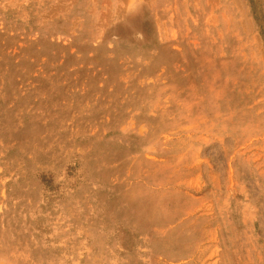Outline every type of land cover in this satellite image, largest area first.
Here are the masks:
<instances>
[{"label": "rangeland", "instance_id": "1", "mask_svg": "<svg viewBox=\"0 0 264 264\" xmlns=\"http://www.w3.org/2000/svg\"><path fill=\"white\" fill-rule=\"evenodd\" d=\"M0 264H264V0H0Z\"/></svg>", "mask_w": 264, "mask_h": 264}]
</instances>
